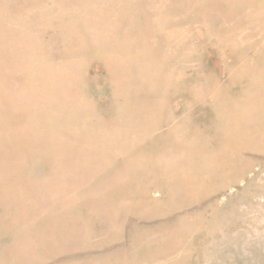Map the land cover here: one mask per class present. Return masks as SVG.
<instances>
[{
	"label": "rangeland",
	"instance_id": "374dc122",
	"mask_svg": "<svg viewBox=\"0 0 264 264\" xmlns=\"http://www.w3.org/2000/svg\"><path fill=\"white\" fill-rule=\"evenodd\" d=\"M0 264H264V0H0Z\"/></svg>",
	"mask_w": 264,
	"mask_h": 264
}]
</instances>
